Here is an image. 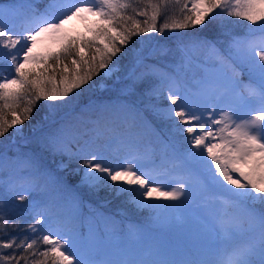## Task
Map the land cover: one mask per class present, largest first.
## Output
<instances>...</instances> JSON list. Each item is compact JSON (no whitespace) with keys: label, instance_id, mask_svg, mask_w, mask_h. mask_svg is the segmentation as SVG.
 Masks as SVG:
<instances>
[{"label":"snow or ice","instance_id":"snow-or-ice-1","mask_svg":"<svg viewBox=\"0 0 264 264\" xmlns=\"http://www.w3.org/2000/svg\"><path fill=\"white\" fill-rule=\"evenodd\" d=\"M11 16H19L20 23ZM74 18L89 22L87 34L72 35L65 28ZM238 21L247 22L248 32L234 37L217 61L231 74L202 80L191 96L175 75L146 64L135 45L129 48L134 37L150 43L153 33ZM45 43L47 50L37 52V45ZM233 62L247 70V84ZM0 64L11 69L10 74L0 69V138L10 129L21 135L41 100L51 107L68 105L72 94L101 72V89L111 82L127 94L140 85L153 97L164 96L163 116L186 143L182 152L173 153L172 167L131 152L130 159L113 165L101 149L89 151L85 145L72 151L63 129L45 144L69 162L83 159L79 184L90 193L124 195L138 210H149L153 223L167 208L191 200L207 226L205 258L177 259L164 240L132 228L124 235L115 227L109 230L116 248L109 255L101 237L78 235L75 217L65 216L54 203L29 201L17 215L30 220L17 225L5 197L22 204L42 187L60 184L37 161L25 158L19 185L0 176V231L11 229L6 238L0 236V264H264V0H50L43 12L0 8ZM177 173L187 179L166 183Z\"/></svg>","mask_w":264,"mask_h":264},{"label":"trees","instance_id":"trees-1","mask_svg":"<svg viewBox=\"0 0 264 264\" xmlns=\"http://www.w3.org/2000/svg\"><path fill=\"white\" fill-rule=\"evenodd\" d=\"M44 2H46V0H0V8L7 9L9 7H13L20 13H27L32 8L39 11ZM27 5H31V7H27ZM9 18L10 20H12V18L17 19V21L13 20L14 24L20 23L19 16H11ZM213 23L215 22L210 24ZM244 23H240L227 32L222 33L223 36H212L208 32L202 30L201 27H196L190 31L175 32L171 36L166 37V41H170V43L175 45L176 48L182 50L186 43H194L196 41L200 43V46L197 47L194 52L192 49H183V58L176 57L174 54L166 56V49L160 47L156 50L157 61L153 59H144L145 63L155 65L161 72L175 75L181 84V88L193 86L194 91L198 88V84L196 85L195 78L190 76L189 73L195 68L199 73L200 71L203 72V67L198 64L200 51L202 49L201 46L204 48L208 44L210 45V40L216 38L217 43L214 44L221 47V49H219V52L216 55L217 57L213 55L211 58L215 61L214 65L219 64L217 62L218 57L226 54L232 39L234 37H243L248 32V30H246L248 24L247 22ZM210 24L206 25L209 27ZM168 46L169 45L166 44V47ZM159 58H163L164 61H167L168 59L171 61V58L177 59L178 62L172 65L167 64L166 67L162 66L164 67L162 69L160 64H162L163 61L161 62ZM187 58H189L190 61L186 60ZM66 63H70V61H66ZM233 63L240 74V80L243 81L244 84H247L249 81L247 70L239 63ZM0 69H3L4 71H11V69L8 66H5V64H0ZM223 69L224 72L228 71L229 74H231L229 69ZM102 76L103 74L101 72L100 76L94 77L93 81L90 82V85H85L78 90V93L74 92L72 94L74 99H72L68 105L57 102V106L51 107L49 105L44 106V104L41 103L45 109H43V112H40V107L35 110V114L33 112L30 124L27 126H30V130L26 131V139L32 140L37 138L32 140L30 144L39 139L42 143H45V140L42 139H45L46 134L41 139V136L45 132L48 133L57 130L61 126L65 127L66 125H74V132L76 131L75 137L73 141H68L71 150L75 151L79 146H82L80 143L81 140L88 138L89 141L86 143L87 150L101 149L105 151L113 165L120 164L121 158L132 150L131 145L133 143L148 145V147H141L140 149L131 152L133 155H146L151 159H156L163 152H167H161L157 148L159 146L160 148L166 150L164 143L162 141L157 142V138L167 142L172 147L173 152H182L186 148V143L183 137L175 132L172 121L165 119L163 116L162 110L168 106V101L164 96H160L159 98L153 97L147 94L143 86L140 85L133 87L130 93L122 95L117 88L112 86L111 82H109L108 87L102 91L98 88V84ZM57 79L59 80L58 74ZM183 84L186 86L183 87ZM96 96L98 98L94 99ZM45 115H47L46 117H49L48 119L50 120L47 121ZM41 116H43V118H41ZM37 117H40V120H38ZM139 120L140 122L147 124L146 132L141 135H138L137 132H131ZM155 137L156 139L154 140ZM18 145H20L18 141H9L8 135L3 137L2 142L0 141V157H3V166L0 168V176H3V172H5L13 165V162H15L14 155L16 150H20V146ZM5 146L8 147L5 149ZM23 149L27 151L30 150L29 148L24 147ZM41 150L45 154L47 160L53 159L55 162H59L57 158H60V165L61 162L68 164L69 167H59L58 169L64 177V183L62 184L65 188L77 194L79 199L78 203L89 213V215H92L91 212L95 211L97 213L104 214L108 221L115 222L114 224L111 222H105L103 226L97 224L95 226V230H97L99 234H102L103 232L109 233V230L113 227L120 231V227L122 225L129 226L127 222L137 223V227L139 228L138 224H149L150 222L148 221L153 220L152 214L149 210H138L134 205L128 202L126 196L124 195L116 196L114 193L104 190L100 192L101 194H94L96 197L94 200L87 195V193H89L88 190H86V193L84 190H80V186H78L76 183L77 180L75 181L74 177L80 176L79 172L82 171L79 170L82 169L83 159H73L69 162L67 156H61L60 154L53 153L46 146V144L41 147ZM174 162L163 163L162 165L172 167ZM72 172H74L75 175L72 174ZM19 173L20 166L13 177V179L17 180V185L21 182L17 179ZM44 191L55 192L56 189L54 185H49L46 188L42 187L39 191L34 193L38 194L40 192L44 195ZM50 199H52V202ZM53 200H55L54 195L50 194L47 201H37L36 203L42 205L49 204L53 203ZM156 202L160 204L167 203L164 200H158ZM89 215L86 213L83 218H75L74 223L75 227L78 228L77 230H82L85 226L93 225L89 221ZM28 220H30V217L27 215H17L14 222L17 225L25 226ZM0 227L3 226L0 225ZM8 231H11V229L3 228V230L0 231V236H5V233ZM48 264L50 263L48 262Z\"/></svg>","mask_w":264,"mask_h":264},{"label":"rangeland","instance_id":"rangeland-1","mask_svg":"<svg viewBox=\"0 0 264 264\" xmlns=\"http://www.w3.org/2000/svg\"><path fill=\"white\" fill-rule=\"evenodd\" d=\"M136 4H140V0H135ZM142 6V5H141ZM169 14L171 15V10L169 11ZM178 14V13H177ZM10 19V18H9ZM164 19L163 16H161L159 18V22H162ZM229 20H234L235 18H228ZM17 21V19L12 18V22L14 23V21ZM246 21H238L232 24H229L227 27H221L219 22H215L213 24H210L209 27L207 25L204 26H198L201 27L202 30H204L205 32H208L209 34H211L212 36H223L222 33L227 32L228 30L234 28L235 26L239 25L240 23H244ZM245 24V23H244ZM88 26H89V22L87 21H83L80 19H73L72 21H70L68 24L65 25V28L69 30L70 34L72 35H78V34H87L88 33ZM255 27V26H252ZM194 28H188L186 30H178V31H166L163 36H158L156 33L151 34L153 39L150 43H143L140 42V39L138 37H134L133 39V44L129 45V48H132L133 45H135V49L134 51H138L143 57L144 59H148V60H156L157 54H156V50L158 48H162L166 49L167 53L166 56H170L171 54L176 55V57H180V54H182L180 52V50H176L174 49V46L169 44V48L166 47L167 41H166V37L171 36L172 34H174L175 32H184V31H190L193 30ZM246 30H248V27L246 28ZM52 47H55V45H51ZM186 46V45H185ZM185 46H183L182 50H187V49H194L195 47H191L189 45H187L188 47L186 48ZM47 47H49L48 43L45 44H38L37 45V52H43L47 50ZM207 47V48H206ZM204 47L200 52H204V56L201 58V62L199 63L201 65V67H203V72L200 71V73L197 71V69H192L191 72L189 73L190 76H193L195 78L196 81V85L198 84V88L196 90L193 91V86H189L187 88H182L183 91H186L190 96L197 93L199 90V84L202 80L205 79H210L212 77H216V76H220L223 74L224 69L222 68V66L220 64H215V61L212 60V56L214 55L215 57H217V53L219 52L218 50L221 49V47H217L216 49H208V45ZM224 47V44H223ZM165 51V52H166ZM194 51V50H193ZM189 52V50H188ZM131 57V54H129V56L124 57L122 63L123 64H127L129 59ZM164 58V57H163ZM163 58H159V60L162 62V64H160V67L163 69L164 67L167 66V64H176V62H178L177 59H172L171 61L168 59L167 61H164ZM159 61V62H160ZM210 62V63H208ZM5 66H8L5 64ZM164 66V67H162ZM175 66V65H174ZM9 67V66H8ZM10 68V67H9ZM11 71H5L6 74H10ZM103 74V72H102ZM99 83H102V81L100 80ZM139 86V85H137ZM186 85L183 84V87H185ZM98 88H100L98 86ZM101 89L100 90H105ZM243 89H241L242 91ZM132 91V89L128 92L130 93ZM124 95V94H122ZM98 98L97 96L94 98L96 99ZM44 104V106H48L47 102L41 100L38 104H37V109H39V107L41 108L40 112H43V109H45L42 104ZM59 104V103H58ZM245 111H248L247 109ZM35 114V112H34ZM47 115H45L46 117ZM38 120H40V117H37ZM41 118H43V116H41ZM49 117H46L47 121L50 120L48 119ZM46 122V121H44ZM28 124H30V120L26 121L25 124L23 125L24 128V132L21 135H14L15 129H10V132H8L6 135L9 136V141H18V143L20 145V150H16V153L14 155V161L13 165L11 167H9L5 172H3V178L5 180H7L8 178H12L15 175V172H17L18 167L20 166L21 162L25 159V158H32L35 161H37L39 163V165L41 166V168L43 170L49 171L53 174V176H55L59 181L60 184L59 185H54L56 191L55 192H45L44 191V195L42 193H33L32 195H29L28 200L24 201L22 204L19 201L13 200L11 198L5 197L6 203L8 205V215L12 220H15V218L17 217V214L19 212V210L21 208H23L25 205H27L29 203V201L35 200V202H39V201H47L48 200V196L50 194L56 195L58 198L56 200H53V203L55 204H60V211L62 212V214H64L65 216H78L80 210H79V204L76 202V199L73 196H69V194H63L64 193V185L62 183H64V177L62 175V173H60L58 171L59 167H60V158H57V160L59 162H55V160H47L45 154L42 152L41 147H43V145L45 143H42L41 140H36L35 142H33L32 144L31 141L37 138H34L32 140H27L26 139V131L30 130V126H28ZM136 127L139 126V123L137 122V124L135 125ZM53 129V128H51ZM63 129L64 132V136L65 139L67 141H73L74 137H75V126L74 125H66L65 127L61 126L59 129L60 130ZM57 130L48 132V133H43L42 137L45 135V139L43 138L42 140H46V138L55 133ZM141 131V128L138 127V130L136 132ZM33 133V132H31ZM81 136V133H80ZM90 137V136H88ZM156 139V137L154 138V140ZM3 137L0 138V141L2 142ZM89 141V139H83L81 140V145L85 146L87 145L86 143ZM158 141H162L164 143V145L167 147L166 150L160 148L159 146L157 147L161 152L163 151H171L172 147L165 142L164 140H161L159 138H157V142ZM17 143V142H16ZM69 144V142H68ZM41 146V147H40ZM82 146H79L75 151H77L79 148H81ZM8 146H5V149ZM24 148H29L30 150H24ZM132 150H130L127 154H125L123 158V161H125L129 155L130 152H134L138 149H140L141 147H148V145H142L139 143H133L131 145ZM32 148V149H31ZM4 149V150H5ZM155 160H157V163L162 165V163H172L174 162L173 160V155H167V154H161L158 158H156ZM69 167V166H68ZM76 168V167H75ZM80 176L82 174V172H79ZM72 174H74V172H72ZM75 175V174H74ZM80 176L79 177H74L76 183L78 184V186H80L79 184V180H80ZM181 179H187L186 177L182 176L180 173L175 174L174 176L170 177L168 179V181H166V183H171L172 180H181ZM77 186V185H76ZM172 186H175L174 184ZM80 190H84V192L86 193L85 188H83L82 186L79 187ZM101 194V193H100ZM88 196H90L92 199L96 198L95 195L93 193H87ZM193 195V199H195V193H192ZM95 200V199H94ZM50 201L52 202V199H50ZM171 203V202H168ZM15 205L16 207L13 208L12 206ZM259 207V206H257ZM92 215H89V221L90 223H92V226H85L82 230H77L78 235L83 236V237H89L90 235L95 234L98 237L102 238L101 241V247L103 248V250L105 251V253L109 254V255H113L116 251L115 248V241H113L109 235V233L107 232H103L102 234H99L97 232V230H95V226L97 224L100 225H104L106 222V216L104 214H100L97 213L95 211L91 212ZM168 217V218H167ZM167 218V219H166ZM150 220V219H148ZM151 221L148 225H143V230H149L148 231V235L149 238H153V237H157L160 238L162 240H164L168 246V248L171 250L172 255L177 258V259H197V258H205L206 256V249L204 247L205 244V233L207 232V226L203 220L202 214L200 209L196 206V204L192 203V201L190 200L188 203H186L185 205L181 206V207H170L167 208L166 210L163 211V214L161 216V220L159 223H153ZM130 228H125L122 231H119L120 235H124L128 232ZM49 263L51 264V261H49Z\"/></svg>","mask_w":264,"mask_h":264}]
</instances>
